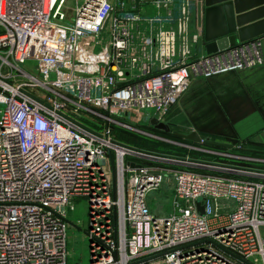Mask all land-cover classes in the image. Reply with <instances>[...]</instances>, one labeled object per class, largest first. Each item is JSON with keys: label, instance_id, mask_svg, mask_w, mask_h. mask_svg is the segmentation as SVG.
Instances as JSON below:
<instances>
[{"label": "built area", "instance_id": "obj_1", "mask_svg": "<svg viewBox=\"0 0 264 264\" xmlns=\"http://www.w3.org/2000/svg\"><path fill=\"white\" fill-rule=\"evenodd\" d=\"M198 2L0 0V264H67L77 197L89 264H264V171L112 135L162 122L193 80L264 63V36L207 54ZM163 178L158 216L147 198Z\"/></svg>", "mask_w": 264, "mask_h": 264}, {"label": "rangeland", "instance_id": "obj_2", "mask_svg": "<svg viewBox=\"0 0 264 264\" xmlns=\"http://www.w3.org/2000/svg\"><path fill=\"white\" fill-rule=\"evenodd\" d=\"M81 117L75 115L87 126L102 129L101 121L85 113ZM162 122L170 132L113 124L112 135L119 143L144 151L264 171V63L253 69L191 81L178 102L163 115ZM185 128L199 131L204 138L228 141L241 150L179 140L174 132L187 134ZM169 184L163 178L161 187L147 198L155 215L164 216L171 209L173 192ZM66 220L67 264H89L87 200L74 198Z\"/></svg>", "mask_w": 264, "mask_h": 264}, {"label": "water", "instance_id": "obj_3", "mask_svg": "<svg viewBox=\"0 0 264 264\" xmlns=\"http://www.w3.org/2000/svg\"><path fill=\"white\" fill-rule=\"evenodd\" d=\"M198 22L203 24V42L207 54L216 53L236 44L264 36V0H199L197 4ZM33 97V96H31ZM34 98V97H33ZM150 125L155 129L170 132V127L157 119ZM188 133L174 132L183 140L203 142L212 147L230 149L232 145L202 140L196 131L185 128ZM131 167L133 164L129 163ZM199 213L203 214L200 202H196ZM157 257V256H155ZM155 257L142 260L146 262ZM245 264H250L240 260Z\"/></svg>", "mask_w": 264, "mask_h": 264}, {"label": "trees", "instance_id": "obj_4", "mask_svg": "<svg viewBox=\"0 0 264 264\" xmlns=\"http://www.w3.org/2000/svg\"><path fill=\"white\" fill-rule=\"evenodd\" d=\"M141 128H145V129H147V128H154L153 126H151V125H149V126H147V127H141ZM199 135H200V137H202V138H204V136H203V134L202 133H200L199 131H196ZM204 139H208V140H211V141H214V142H219V143H225V144H229V142L228 141H223V140H218V139H211V138H207V137H205ZM179 140H182V141H185V140H183V139H179Z\"/></svg>", "mask_w": 264, "mask_h": 264}, {"label": "crops", "instance_id": "obj_5", "mask_svg": "<svg viewBox=\"0 0 264 264\" xmlns=\"http://www.w3.org/2000/svg\"><path fill=\"white\" fill-rule=\"evenodd\" d=\"M232 73V72H231ZM228 74V73H227ZM188 132V131H187ZM75 201H78V200H75Z\"/></svg>", "mask_w": 264, "mask_h": 264}]
</instances>
